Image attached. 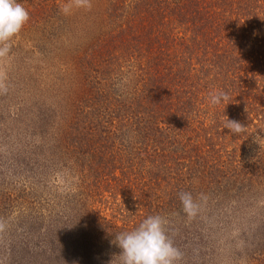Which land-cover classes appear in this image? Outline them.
I'll return each mask as SVG.
<instances>
[{
    "label": "trees",
    "instance_id": "obj_1",
    "mask_svg": "<svg viewBox=\"0 0 264 264\" xmlns=\"http://www.w3.org/2000/svg\"><path fill=\"white\" fill-rule=\"evenodd\" d=\"M16 2L30 19L10 41L24 63L12 84L40 101L52 77L40 147L73 205L55 229L104 250L126 229L103 206H137L136 226L159 215L166 230L187 192L198 211L245 203L259 246L246 264H264V0ZM227 118L246 128L229 133Z\"/></svg>",
    "mask_w": 264,
    "mask_h": 264
},
{
    "label": "rangeland",
    "instance_id": "obj_2",
    "mask_svg": "<svg viewBox=\"0 0 264 264\" xmlns=\"http://www.w3.org/2000/svg\"><path fill=\"white\" fill-rule=\"evenodd\" d=\"M18 44H10L9 54L0 57V264H118L115 245L83 250L79 235L55 229L73 205L64 203L69 184L57 177L55 155L52 163L45 161L40 147L44 129H49L39 121L41 106H48L52 77L45 74L46 85L40 78L44 84L40 101L25 86L13 85L24 66L13 51ZM44 113H50L49 106ZM240 205V209L206 205L193 218L180 216L184 219L168 223L166 235L181 253L177 264H246L259 246L251 215L244 214L245 203ZM129 209L121 213L109 206L101 208L107 225L114 223L126 232L138 227L137 220L145 216L137 206ZM257 224L259 228L260 221Z\"/></svg>",
    "mask_w": 264,
    "mask_h": 264
},
{
    "label": "clouds",
    "instance_id": "obj_3",
    "mask_svg": "<svg viewBox=\"0 0 264 264\" xmlns=\"http://www.w3.org/2000/svg\"><path fill=\"white\" fill-rule=\"evenodd\" d=\"M28 11L16 0H0V57L10 52V41L29 21ZM230 97L224 91L210 95L213 106L229 105ZM224 127L229 133L239 134L246 128L241 123L227 118ZM180 202L183 212L193 218L197 215L199 205L191 193H182ZM167 221L159 216H149L132 231L122 232L115 236L110 244L119 249L116 256L118 264H177L181 258L180 251L166 235ZM111 262V261H110Z\"/></svg>",
    "mask_w": 264,
    "mask_h": 264
}]
</instances>
